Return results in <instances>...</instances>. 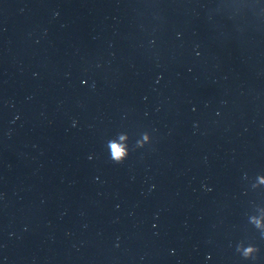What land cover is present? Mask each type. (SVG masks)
<instances>
[{"label":"clouds","instance_id":"obj_1","mask_svg":"<svg viewBox=\"0 0 264 264\" xmlns=\"http://www.w3.org/2000/svg\"><path fill=\"white\" fill-rule=\"evenodd\" d=\"M121 155V152L119 149H116V156H120Z\"/></svg>","mask_w":264,"mask_h":264}]
</instances>
